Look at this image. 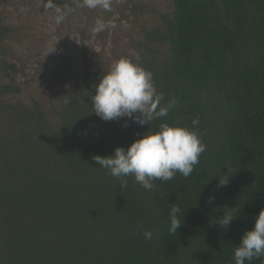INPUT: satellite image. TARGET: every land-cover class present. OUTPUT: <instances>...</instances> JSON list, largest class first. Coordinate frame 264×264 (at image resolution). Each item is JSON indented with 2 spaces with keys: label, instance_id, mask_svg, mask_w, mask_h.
Returning <instances> with one entry per match:
<instances>
[{
  "label": "trees",
  "instance_id": "trees-1",
  "mask_svg": "<svg viewBox=\"0 0 264 264\" xmlns=\"http://www.w3.org/2000/svg\"><path fill=\"white\" fill-rule=\"evenodd\" d=\"M170 2L162 28L143 30L136 64L153 74L162 104L176 103L144 126L94 113V86L107 72L85 70L84 88L63 95L55 122L34 99L7 100L22 90L3 83L16 67L0 17V264H235L234 247L264 209V0ZM162 123L197 131L206 145L189 177L145 190L93 160ZM220 175L229 176L224 187ZM173 204L182 209L176 234ZM224 211L238 215L228 229L214 222Z\"/></svg>",
  "mask_w": 264,
  "mask_h": 264
},
{
  "label": "rangeland",
  "instance_id": "rangeland-1",
  "mask_svg": "<svg viewBox=\"0 0 264 264\" xmlns=\"http://www.w3.org/2000/svg\"><path fill=\"white\" fill-rule=\"evenodd\" d=\"M55 1L68 3L3 0L0 7L2 25L11 29L7 59L16 67L3 83L22 90L7 100L34 99L51 122L63 95L84 88L85 70L94 77L122 57L136 63L143 30L162 28L159 15L172 11L170 0H108L107 7L100 0L92 8L85 0Z\"/></svg>",
  "mask_w": 264,
  "mask_h": 264
},
{
  "label": "clouds",
  "instance_id": "clouds-1",
  "mask_svg": "<svg viewBox=\"0 0 264 264\" xmlns=\"http://www.w3.org/2000/svg\"><path fill=\"white\" fill-rule=\"evenodd\" d=\"M100 0H85L92 8ZM108 6V0H103ZM63 17L58 18L57 22ZM99 24L96 31L101 30ZM91 102L94 113L104 121L127 118L140 126L151 125V121L168 114L175 106V101L162 104L163 94L157 92L153 82V74L141 65L126 57L114 61L109 71L103 74L99 83L94 86ZM68 101L65 100V103ZM198 120L193 121L197 125ZM128 126L127 122L124 125ZM206 150V145L200 139L197 131L181 126H170L162 123L158 132L147 131L142 138L135 140L128 148L117 147L114 155L93 156L100 167L109 170L113 177L134 176L135 181L145 190H151L156 181L172 180L177 173L189 177L195 166L200 163V156ZM218 187H224L229 182L228 175H220ZM127 183L122 182L120 188L126 189ZM215 197H209V203H214ZM235 211L236 208L232 209ZM182 209L178 204L170 207V234H176L182 227L179 214ZM185 215V214H184ZM238 216V215H237ZM237 216L225 212L218 221H214L225 229ZM145 239H152L153 233L145 230ZM264 257V209L256 217L252 230L246 231L239 246L234 247L235 264H252L253 260Z\"/></svg>",
  "mask_w": 264,
  "mask_h": 264
}]
</instances>
